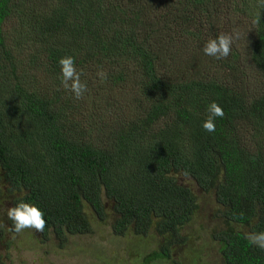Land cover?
I'll return each instance as SVG.
<instances>
[{
  "label": "trees",
  "instance_id": "1",
  "mask_svg": "<svg viewBox=\"0 0 264 264\" xmlns=\"http://www.w3.org/2000/svg\"><path fill=\"white\" fill-rule=\"evenodd\" d=\"M234 32L227 58L204 54ZM65 56L81 99L61 84ZM213 101L224 116L208 133ZM190 182L213 200L212 230ZM20 202L43 211L56 252L100 224L128 264H215L210 249L217 264H264L245 239L264 232L261 0H0V211ZM15 234L0 220V264ZM103 250L93 261L111 264Z\"/></svg>",
  "mask_w": 264,
  "mask_h": 264
},
{
  "label": "rangeland",
  "instance_id": "2",
  "mask_svg": "<svg viewBox=\"0 0 264 264\" xmlns=\"http://www.w3.org/2000/svg\"><path fill=\"white\" fill-rule=\"evenodd\" d=\"M182 179L180 182H184ZM192 188L197 192L200 201L202 211L196 219V224L200 221L204 224V230L209 231L213 226V222L208 214V208L212 207V199L203 194L200 188L193 182H190ZM3 213L0 216V220L3 222L5 217L7 216V212L0 211ZM96 230L93 231L91 235L87 236H78L74 238H69L65 240L63 243L64 249L60 252H56L57 249L54 250L53 239L48 243H42L41 235L39 232H20L12 237H8V241L14 239L16 241V245L11 249L10 259L13 264H97L93 261V253L91 250H95V248H104L103 252L107 255H111L112 257L108 258L111 264H115L113 262L114 256L119 255L120 261L128 264L130 260H132V255L126 249L124 250V244L121 246L112 245L109 240V232L108 228H102L100 224L94 226ZM205 235V234H204ZM198 239V237L196 238ZM209 242V237H202L198 243L197 248L200 249L204 247ZM56 243V242H55ZM19 244V245H18ZM4 251L6 252V247L4 246ZM45 251H48L49 254L46 255ZM121 252V253H118ZM206 252V261H214L215 264L218 262L219 258L218 254L215 251L207 250Z\"/></svg>",
  "mask_w": 264,
  "mask_h": 264
},
{
  "label": "clouds",
  "instance_id": "3",
  "mask_svg": "<svg viewBox=\"0 0 264 264\" xmlns=\"http://www.w3.org/2000/svg\"><path fill=\"white\" fill-rule=\"evenodd\" d=\"M264 5V0H261ZM239 38V33L219 34L215 39L209 40L203 47V52L207 56L216 59H225L231 52V46L235 39ZM61 69L60 80L63 88L72 93L75 99H81L88 90L86 82L81 81L82 70L77 71L75 58L73 56L61 57L58 61ZM100 83H104L107 79V73L103 69H99L96 73ZM208 117L202 122V128L208 133L216 131V118H223L224 111L215 101L211 102L207 107ZM8 219L12 221V230L20 233L26 229H34L37 232H43L46 226L44 213L37 206L25 202H20L14 207H10L7 211ZM245 239L251 245H255L264 249V232L249 233Z\"/></svg>",
  "mask_w": 264,
  "mask_h": 264
}]
</instances>
